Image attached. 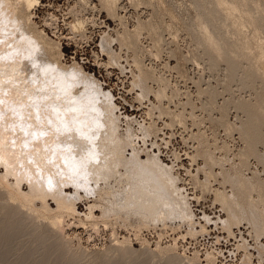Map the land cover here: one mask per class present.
I'll list each match as a JSON object with an SVG mask.
<instances>
[{"label":"bare ground","instance_id":"6f19581e","mask_svg":"<svg viewBox=\"0 0 264 264\" xmlns=\"http://www.w3.org/2000/svg\"><path fill=\"white\" fill-rule=\"evenodd\" d=\"M80 1L86 6V0ZM98 1L101 9L116 20L118 25V29L113 31L114 37L106 32L100 36V50L107 57L106 62L101 64L114 65L122 72L123 65L118 63L120 56L109 46L114 40L116 44L119 43V47L125 46L133 54L131 65L134 70L131 69L130 72V87L135 91L138 101L143 100L149 104L145 112L147 121L141 129L142 137L154 135L159 130L157 122H162L165 128L177 125L183 132H188L187 138L195 143L191 163L193 161L195 164L198 157L203 162L202 166L197 165L194 172L190 173L192 184L199 192L202 191L201 194L209 191L207 193L212 194V202L219 203L226 213L224 218L219 217L221 231L230 235L231 228L237 227L242 220L249 224L257 256L264 262V247L257 239L259 234H264V179L259 178L257 170L251 171L250 176H245L240 169L248 168L250 164L247 158L254 156L262 164L264 172L263 5L260 7L261 2L255 0H188L193 9L192 15L186 18L172 10L167 13L172 17L169 19L174 18L176 22L181 20L180 25L185 27L191 42L189 53L178 54L180 59L191 61L196 67L202 66L217 76L216 84L207 82L203 87L200 86L201 82L194 81L199 95H204L197 102L200 103L198 107L207 112L210 122H222L228 137L235 131L242 140L243 146L235 153L231 152V159L229 158H237V162H231L227 160L228 155H214L213 150L216 149L229 154L227 141L221 140L218 145L216 138H213L215 135L212 137L215 142L209 144L203 129L200 130L203 128L201 119L192 114L197 103L190 99V93L185 91L184 101L179 102L189 105V110H193L188 111L192 126L196 128L195 132L186 128L189 123L185 122L188 118H185V109L182 112L169 107V103L173 98L176 100L181 92L175 84L169 82L168 77L158 74L151 63L147 65L143 61L146 55L158 59L164 49L169 56H177L178 51L175 54L170 46L169 49L163 48L169 44H166L163 33L171 29L172 22L162 20L161 13L154 10L155 4L150 0H127L134 7H152L149 16L145 20L137 18L129 30L126 27L129 22L125 23V16L123 18L119 12L124 0ZM158 3L163 4V0H158ZM38 4L40 5L39 0H0V264H123L128 259L129 264H141L143 259H148L151 255H160L169 263L183 262L185 259L187 264H200L196 258L198 251H195L196 256L186 257L183 256L184 253L180 255L173 252L175 249L172 251L170 248L174 246L169 248V245L159 247L156 244L155 249H148L149 246L145 247L146 243L141 241L145 246L141 245L136 250L130 246L127 238L117 241L113 236L117 241L115 243L112 240L114 245L111 243L104 251L91 250L88 254L79 246L74 248L69 240L63 238L64 218L77 216L78 222L82 223L83 219L94 226L98 219L107 216L110 206L99 198L88 203L84 212L77 211L75 203L86 198L79 194L80 191L85 194L96 193L98 181L117 173L118 165H123V175L131 177V182H126L127 185L130 184L127 188L129 195L123 191L126 196L117 195L116 199L113 197L115 201L112 204L115 202V205L122 208L117 210L120 209V214L113 210L119 218L121 210L124 211L123 207L132 205L133 211L136 210L134 204L138 207L136 212L141 213L137 212L140 217L135 222L134 232L141 227L145 228L150 221L155 227L156 221H161V225L166 226L164 220H170L168 217L171 216L188 226L185 234L190 236L206 232L207 224L211 223L207 215H202V221L193 220L187 195L178 183L175 184L177 178L169 165L160 162L153 152L147 153L146 148L144 152L141 148L140 150L138 144L133 148L134 136L129 126L124 133L117 130L116 122L120 121H116L118 116L114 115L111 97L106 90L100 89L99 80L83 71L81 65L76 63L78 61L74 60L72 64H68L70 66L61 63L60 42L47 37L43 29L32 27L34 20L31 19V10ZM171 6L173 8L174 4ZM91 7L89 8L95 9L94 6ZM77 12L74 10L73 13L78 14ZM47 15V21H43L45 26L51 24L54 17L50 13ZM84 24L75 15L69 24L74 36L80 32L84 34ZM52 25L54 28V23ZM174 30H168V33L177 37L178 29ZM142 34L151 37V45L145 44L149 48L141 44L139 37ZM84 37L87 36L83 35V39ZM118 50L121 52V48ZM179 63L169 66L164 61L162 66L175 69ZM166 90H170V95H167ZM243 90L250 92L249 97H243V93L240 95ZM149 95L155 100V104L149 99ZM218 95L222 97L220 102L217 101ZM162 100H166L167 105L164 106ZM177 104L176 108L179 107ZM229 109L243 114L237 125L227 119ZM155 110L156 115L153 113ZM213 110L218 111L219 117L212 115ZM118 132L123 134L119 135ZM124 145L132 146L129 157L124 156L123 151L128 147L123 148ZM257 145L263 147V152L257 150ZM135 148L143 152V158L139 157L138 154H142ZM212 165H216L219 170L214 171ZM200 173L203 174V179L200 178ZM208 176L221 177L223 182L231 183L230 192L223 187L215 188L212 192L210 185L208 186ZM126 187L128 186L125 185V189ZM66 188H72V191L67 192ZM36 202L39 203L38 206ZM96 208L100 210L98 216L94 214ZM139 232L134 234L140 236L142 233L138 235ZM239 240L238 246L244 251L245 259H248L251 252L246 251L245 238L240 236ZM9 252L13 253V259L9 258ZM202 259L205 260L202 264H214L209 253Z\"/></svg>","mask_w":264,"mask_h":264},{"label":"rangeland","instance_id":"374dc122","mask_svg":"<svg viewBox=\"0 0 264 264\" xmlns=\"http://www.w3.org/2000/svg\"><path fill=\"white\" fill-rule=\"evenodd\" d=\"M150 1L155 4V6H153L154 8L157 9V7H158L157 10L162 9L161 11H157L156 9L153 8L156 12H160L161 13L162 20H164L166 22H168V21L172 22V23L174 22L173 23L174 26H172V23H170L171 24L170 25L171 29H167L163 33V38L166 39V44L169 42V44L167 46H163V48L168 47V49H169V46H170V49H172L175 52V54H176L177 51L178 52L176 54L177 55L176 57H174V56L172 57V56H169V53H167V50L164 49V50H162L163 52H160V54H159L160 56H159L158 59H153L150 56L146 55L143 61L145 62V64L151 63L152 67L153 68L155 67L154 69L156 70V72L158 74L162 73L166 78L168 77L167 79H169V82L171 84H175V87H177L178 90L181 92L180 93L181 95L178 94L180 96H178V98H176V100H175V98H173V100L169 103L170 104L169 107L171 109L175 108L176 111L177 110L182 111V109L183 110L185 109L184 112L187 111L186 113H184L185 118L188 117V118H186L185 122L189 123L188 125H186L187 126L186 128L188 129V128L192 127L191 131L195 132L196 128L194 126H192V120L189 117L190 116L189 115V111H193V110H189L190 109L189 105H187V104L185 105L183 103H181L182 104V108H180V105H181L180 102L184 101V97H183L184 94L183 93L185 91H188L190 93V95H191V96L189 95L190 99L192 98L191 100L192 101H196V102H194L195 104L197 103L195 105L196 109L194 107V111L192 112V114L193 115L195 114L197 116V118L201 119L200 120V121H202L201 122V127H203V128H200V130L203 129L204 133L206 134V137H208L209 144H212V142L214 141L213 138L214 139L216 138L215 140H217L218 145L220 144L221 140L222 141L223 140L227 141L226 143H227V145L229 147V152H228L229 154H226L227 152L224 154L223 150H222V153H223L222 154L221 151L216 149V150H213L214 155L217 156V157L221 156V155H225L227 157V155H228V157H227L228 159L227 158L226 159L229 161L231 159L230 157L232 156L231 152L235 153L238 148L243 146L242 145L243 142H242V140H240V138L238 137V133L235 132V131H232V134H231V136H229L230 137L229 138L228 135H226V133L224 131V127L222 125V122L214 121L212 123V122L209 121L208 116H207V112L198 107L200 103L197 102V101H199L200 98L202 99L204 95L203 96L199 95V93H198L199 90L197 92V86L194 83L195 80H198L199 83L201 82L200 83L201 87L205 86V84L207 82H210L212 84H216L217 76L211 74L207 69L203 68L202 66L201 67L200 66L196 67L197 65L194 64L193 62L180 59L179 55L189 53V50H191V48H192L191 45H190L191 42H190V39H189V37L187 35L185 27L180 25L181 24V20L180 21L177 20V22H176V19L173 18V20H171L172 17H170L169 14L167 15L169 10H172L173 12L179 13V14H181L184 17L187 18V16L192 15L193 9L191 8L190 3H189L188 0H163V4L162 3L159 4L158 0H155V1L154 0H150ZM255 1H257V2L260 1L261 2V4L260 3L259 4H260V7H261V5H263L262 9L264 11V0H255ZM81 2L82 1H80V0H39L40 5L38 4L39 6L37 5V6H35V9L31 10V11H33L32 14H31V17H32L31 19L34 20L33 24L35 23L34 26H33V24H31V25L34 28L43 29V31L45 32L47 37H49L50 39H53L55 41L60 42L59 43L60 44L59 45V49L61 50L62 54H61V59H59V60H60L61 63L64 62L63 63L64 65L67 64L66 66H70L68 64H72V62L74 60H75V62L78 61L76 63L77 64L79 63L78 64L79 66L81 65L80 67L82 68L83 71H85L86 73H88L90 75L92 74V76L96 80H99L98 82L100 83V89L101 90H106L108 88H106V86L102 85V82L105 79L104 75H105L107 69L106 68L104 69V67H102L101 63L102 62H106L107 57L103 54L104 52L101 53L99 42H100V36L102 34H104L105 32L108 35H110L111 37L115 36V34H113V31L118 29L117 21L113 20V18H110L107 15L106 11L101 9V6L99 5L100 3H99L98 0H86V6L83 5V3H81ZM89 2H91V3H89ZM122 3H123V8L121 10H119V12H120L121 15H123V18L125 16V18H126V19H124V21H126L125 23L129 22V23H127L129 25L126 26L127 29H129V30L132 29V26H133V24H135V21H136L137 18L145 20L149 16V13L152 11V7L151 6L138 5V7L135 6L136 7L135 8L134 6L130 5L127 2V0H124ZM172 4H174L173 8L171 6ZM71 6H72V11L74 12V10H77L78 14H75L76 11H75V13H73L71 11ZM91 6L92 7L94 6L93 8H95V9H90L89 7H91ZM70 11H71L72 14L69 13ZM141 11H143V12H141ZM49 13L51 14L52 17L54 16L53 20H52V22L54 23V28L51 27V26H53L52 22H50L51 24L47 23L48 25L45 26L46 23H44V22L47 21L46 18L49 16L47 14H49ZM73 14H74V16H72ZM75 15H76L77 18L83 20L84 23H85L84 25H86V26H84L85 29L83 30L84 34H82L80 32L78 34L76 33L75 36H74L73 32L71 31V29L69 27V24L72 23ZM169 17L171 19H169ZM55 20H56V22H55ZM70 20H72V21H70ZM86 20H88V21H86ZM176 24H178V25H176ZM174 29H178L177 33L179 35L177 37L172 36L173 35L172 33H171V35L168 33V30L175 31ZM109 32L110 33L112 32V33L110 34ZM83 35L87 36V37H84V39H83ZM80 36H82V38H80ZM142 37H143V39H142ZM139 40L141 41L142 45L147 44L148 46L151 45L150 41H152L151 37L150 36H145V34H144V36L142 34L139 37ZM111 43H113V44H109V46L116 54H119L120 60H119V57H118V63H120V65H123L122 66L123 68L121 69L122 70V72H121L120 69L118 67L114 66V65H110V67L118 69V71L122 75H125L128 72H131V69H133V67L131 65L132 64L131 60H132V56H133L132 51L127 49L125 46L119 47L120 46V45H118L119 43L116 44L115 40L112 41ZM147 45H145V47L149 48ZM178 46H180V47H178ZM177 47L180 50V53H179V50L176 49ZM113 48H115V49H113ZM118 48H121V50H120L121 52H119ZM149 57L151 59H149ZM179 60H180V63L178 62ZM164 61H167L169 66H173L176 63H179L180 65L177 68H175V69L174 68L168 69V68H165V67L162 66ZM147 65H150V64H147ZM181 65H182V67H181ZM180 67L182 68V70H181ZM102 70H104V71H102ZM205 70H207V71H205ZM124 72H126V73H124ZM133 72H135V71H133ZM184 74H185V76H184ZM198 74H200V75H198ZM187 76H189V77H187ZM221 76L222 75L220 74V77ZM190 77H192L193 79L190 78ZM206 80H208V81H206ZM166 91H167V95H170V90H166ZM248 93H250V92L247 91V90H243L242 92H240V95L242 94L243 97L247 98L250 95ZM199 96H201V97H199ZM223 96H226V95L223 94ZM149 99L152 101L153 104L156 103L155 100H153L151 95H149ZM179 100H180V102H179ZM221 100H222V97H220V95H218L217 96V101L220 102ZM161 102H162V104L164 106L167 105V101L166 100H162ZM177 103H179V104H177ZM176 104L179 106L178 108H176L177 107ZM148 106H149L148 103L144 104V108H142V110L139 112L140 115L138 114V112H131V115L134 114L135 115V119H138L139 117L141 118L145 114L146 109H147ZM183 106H185V107L187 106V107L185 108ZM214 111H216L215 114H214ZM227 111H226V115L229 112L228 115H227L228 116L227 119L230 122H233L235 125H237L239 123V117L240 118L243 117V114H241L240 111H236L235 109H229V111L228 112ZM217 112H218L217 110H213L212 115L215 116V117H219V113H217ZM153 113H154V115H156L157 114L156 110L153 111ZM187 113H188V115H187ZM115 114H116V112L114 113V115ZM145 116H146V114L144 115V117ZM116 121L119 122V119L116 120ZM145 121H147V120L145 119ZM190 123H191V125H190ZM116 125L121 126L120 123H117V122H116ZM118 126H117V130L118 131H122L124 133L125 130L122 129L121 127L118 128ZM193 127L195 129H193ZM120 128H121V130H119ZM212 132H215V133H213L214 135L212 134ZM123 133L119 134V132H118L119 135H121ZM184 133H188V132H184ZM186 135L183 136L184 139L189 140V139L185 138ZM215 135H216V137H213ZM136 144H138L137 145V146H139L138 148L139 149L141 148L142 151L145 150V148H146V150L148 151L147 153L150 154L151 152H153V154H155L153 150L150 151V148H149L148 145L143 144V143L142 144L141 143H135V144H133V148L137 147ZM194 145H195V143L193 142V146ZM125 146L126 145H124L123 148H126L128 145L126 147ZM143 146H144V148H143ZM131 147L128 146L126 149H124L123 153H124L125 157H129L130 156V153L132 152ZM256 147H257V150L259 152H263V147L261 145H257ZM230 148H232V149L230 150ZM135 149L138 152L141 150V149L138 150L137 148H135ZM143 152L141 153V151H140V153L142 155L138 154L139 157H141V158L144 157ZM193 152L194 151L192 150L191 153H193ZM191 155H190V158H191ZM198 158H200V157H198ZM198 160H197V163H195L196 167H197V165L198 166H202V164H203L201 158L198 159ZM247 160H248L250 166L248 168H244L243 167L244 169L240 168L242 173L245 174V176H250L251 175V171L257 170V172L259 173V178L260 179H264V172H263L262 164L258 163L257 159L254 156H251V157L249 156L247 158ZM230 161L231 162L232 161L233 162H237V158H235V159L233 158ZM160 162L164 163L162 160ZM118 166H117L118 167V169H117L118 172L116 170L117 173L113 174V176H109V178H107L106 180L101 179V180L98 181V183L96 185L98 189H96V193L94 192L95 194L91 193V192H89V194L88 193L85 194L83 191H80L79 194L85 195L86 198L82 196L83 198L79 199L75 203L77 211L84 212V211H86V205L88 203L93 201V199H95V198L96 199L99 198L100 200L104 201L105 204L108 203V206H110V211L108 210L109 212L106 213L107 216H105L101 220L98 219V221L96 223L97 226L96 225L92 226L91 224H88L86 221H83V219L81 221L83 223L82 224V223L77 221V218H78L77 216H75V218H68V219L64 218V221H66V222L63 221V225H62L63 226L62 229L64 228L63 231L65 232V236L63 235V238L66 239V240H69L70 244H72V246L74 248H79V247H81V249L83 248L85 250V252L87 251L86 253H88L89 251L91 253V250H92V252L93 251H95V252L104 251L111 245V243H112V245H114L113 243L116 241V239H117V241H120V240H123V238H127V240H129L128 243L130 244V246L133 249H136V250L140 249L141 245H143V246L146 245L145 247L149 246L148 249H155L154 247H157L158 245H159V247H165V246L169 245L168 246L169 248L171 246H174V247L170 248L171 250L175 249L174 251L172 250L173 252H176V253H179V254L180 253H182V254L184 253L183 256H186V257L196 256L195 251H198L199 254H197V257H196L198 259V262L200 264L205 263V260L202 259V258L205 257V255L202 254V252H201V250L199 248V245H198L200 242H204L205 238H203L202 240H199L197 242L196 239H197L199 234H195V236H190L189 234L188 235L185 234V233H187L186 230H187L188 226L184 222L179 221V219L177 217L174 218L173 216H171V218L168 217V219H170V220L165 219V220H167V221L164 220V224L166 223L165 224L166 226L161 225V221H160V223H159V221H156V222L154 221L156 223V227H155L154 223H152L151 221L148 222L149 225L145 226V228L141 227V228H144V229L140 228L139 229V230H141L140 232H139V230L135 231L136 233L139 232L138 235H140L142 233L140 236H136L135 235L136 233L134 232V229H133L134 225H136L135 222H138V219L140 217V215L137 214V212H140V211L136 212V210H138V207L136 208L135 204L133 206H135L134 209H136V210H134V211L136 213H134V211L131 210L132 205H131V207L130 206H127L125 208L123 207V210L125 212L121 210V214L122 215L119 216V218H117L118 215L120 214V209H119V211H117V210H118V208H121V207H119L118 205H115L116 204L115 202H114L115 204L114 203L112 204V201L114 200V198L116 199L117 195H119V197L126 196L127 195L126 193H128V190H129L127 188H129V185H130L129 182H128L129 185H127L126 182L128 180H130V182H131V177H129V176L126 177V175L125 176L123 175L124 174L123 173L124 172L123 165H118ZM212 166L215 168V169L212 168L214 171H218L219 170L216 165H212ZM224 166L228 167V164H225ZM201 170L204 171L205 169H201ZM119 172H120V174L118 175ZM172 175H174V174L172 173ZM120 176H122V177H120ZM199 176H200V178L202 177L201 179L204 178L203 174H201V173H200ZM210 177L211 176L207 177L208 178V186L210 185L209 188H211L212 192H214L215 188H218V189H223L224 188V189H226L225 191L230 192L229 190H231V188H230L231 187V185H230L231 183L223 182L221 177H215L216 179L212 178V177L210 178ZM175 184H177V182ZM125 185L128 186V187H126L127 190L125 189ZM179 187H180V185H179ZM221 187H223V188H221ZM22 188H25V185H22ZM123 188L127 192L125 190H123ZM65 190L67 192H69V191L71 192L72 188H68V189L66 188ZM123 191H124V193L126 195L123 193ZM201 192L202 191H200V193ZM207 192H209V191H206L204 193H207ZM117 193H121L123 195L117 194ZM98 194H99V196H98ZM106 194H108V195H106ZM128 195H129V193H128ZM209 195H210V198L212 199V194H209ZM47 202L49 203V205L51 207H54V204L52 202H50V200H47ZM36 203H37L36 206H38L39 203L38 202H36ZM109 203H111L112 205L111 204L109 205ZM102 204H103V202H102ZM218 204L219 203H217L216 205H218ZM106 205H104V207L109 208ZM111 206H115V207L111 208ZM218 206H219V208H220V210L222 212V215H221L220 218H224V216H226V213L223 212V210L221 209L220 204ZM128 208H130V209H128ZM113 209H115V211H117L116 213H118V215H116V213H115V211ZM126 209H128V211L130 210L129 213H128V211H126ZM131 211H133V212L131 213ZM126 212L128 213V215H126L127 214ZM111 213H115V214H112L113 215L112 216ZM94 214L96 216L100 215V210L96 208V210H94ZM106 217H108V218H106ZM102 221H104V222H102ZM84 222H86L88 224V226ZM129 222L132 224L131 227H130L131 224ZM125 224H126V226H125ZM150 224L154 225V227H152ZM82 225H84V227ZM130 228H132V229H130ZM236 228H238V230L240 231L241 236H243L246 240L249 239L251 241V242L249 241V245L251 246V248H249V249L247 248L246 251L249 252V253L251 252L250 254L252 256L259 257V256H257L256 246L254 245L255 244L254 237H252L253 236V231H251V227L249 226V224L246 223L244 220H242L240 222V224ZM64 232H63V234H64ZM183 235H184V237H182ZM259 235H258L257 239L259 240V242L264 247V234H259ZM113 236L116 239L113 238ZM137 237H141V238H137ZM193 238H195V240H193ZM113 239H114V242L112 241ZM141 241H144L146 244L141 242ZM141 243H143V244H141ZM156 244H157V246H156ZM192 252L195 253V254H193ZM9 253L10 254H8V256L11 255V256H9V258L13 259L14 258V255H12L13 253L12 252H9ZM182 254H180V255H182ZM151 256H149V257L147 256L148 259H145V260L143 259V262L141 264H187L186 262H184L185 259L182 260L183 262L169 263V262L165 261L164 258L162 256H160V255H155V256H152V257ZM129 261L130 260L128 259L123 264H129L128 263ZM213 263L214 264H218L215 261ZM132 264H135V263H132ZM136 264H138V263H136Z\"/></svg>","mask_w":264,"mask_h":264},{"label":"built area","instance_id":"2783aa9c","mask_svg":"<svg viewBox=\"0 0 264 264\" xmlns=\"http://www.w3.org/2000/svg\"><path fill=\"white\" fill-rule=\"evenodd\" d=\"M102 67L107 69L102 85L108 88L106 90L111 97L114 111L118 116L122 129L125 130L129 126L134 136V143L148 145L160 160L172 168L177 183L187 195L193 220L202 221V215H207L210 219L211 224H207V231L199 233V238L196 239L198 242L205 238L204 242L198 244L202 254L209 253L213 258V262L215 261L218 264H264L259 257L251 254L248 259H245L244 251L238 246L241 236L240 231L236 227L231 228L232 233L230 235L225 231H221L219 217H221L222 212L219 206L212 202L208 193L201 194L192 184L190 173L194 172V167H196V164L191 163L190 159L193 142L184 139L183 136L186 133L182 131V128L177 125L165 128L162 122H157L159 130L154 135L142 137L141 129L146 124L145 117L143 115L141 118L135 119V115H131V112H138L139 114L146 102L144 103L143 100L138 101L135 98V91L131 90L130 87V72L122 75L116 68L107 65H102ZM185 138H187V135ZM197 160H195L196 163ZM249 241V239H245L246 250L251 248Z\"/></svg>","mask_w":264,"mask_h":264}]
</instances>
